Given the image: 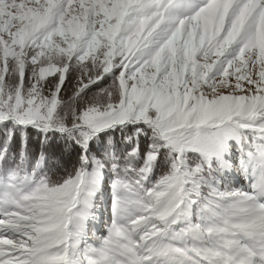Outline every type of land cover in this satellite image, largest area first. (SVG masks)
Segmentation results:
<instances>
[{
	"label": "snow or ice",
	"instance_id": "6c2138e0",
	"mask_svg": "<svg viewBox=\"0 0 264 264\" xmlns=\"http://www.w3.org/2000/svg\"><path fill=\"white\" fill-rule=\"evenodd\" d=\"M0 264H264V0H0Z\"/></svg>",
	"mask_w": 264,
	"mask_h": 264
},
{
	"label": "rangeland",
	"instance_id": "374dc122",
	"mask_svg": "<svg viewBox=\"0 0 264 264\" xmlns=\"http://www.w3.org/2000/svg\"><path fill=\"white\" fill-rule=\"evenodd\" d=\"M107 205V204H106ZM107 215H108V213L107 212H105V217L107 218ZM106 234V233H105Z\"/></svg>",
	"mask_w": 264,
	"mask_h": 264
},
{
	"label": "trees",
	"instance_id": "16d2710c",
	"mask_svg": "<svg viewBox=\"0 0 264 264\" xmlns=\"http://www.w3.org/2000/svg\"><path fill=\"white\" fill-rule=\"evenodd\" d=\"M32 139L34 140V139H35V137H33ZM105 200H106V198H105ZM106 204H107V201H106ZM106 206H107V205H106Z\"/></svg>",
	"mask_w": 264,
	"mask_h": 264
}]
</instances>
